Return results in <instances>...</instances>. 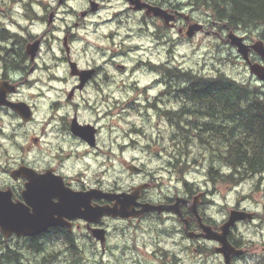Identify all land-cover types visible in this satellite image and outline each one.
Returning <instances> with one entry per match:
<instances>
[{
  "label": "flooded vegetation",
  "instance_id": "1",
  "mask_svg": "<svg viewBox=\"0 0 264 264\" xmlns=\"http://www.w3.org/2000/svg\"><path fill=\"white\" fill-rule=\"evenodd\" d=\"M139 6L142 8H136ZM191 10L187 0H0V212L9 213L0 217L8 220L11 229L7 236L0 231V246L9 252L20 250L21 264H58L60 260L82 264L86 259L80 241L93 254L99 246L104 255L112 228L122 230L121 255L141 253L137 260L132 259L134 263L185 264L176 245L167 248L161 234L167 240L176 239L184 253L193 242L216 246L199 236L201 224L214 230L218 227L203 213L211 193L188 183L183 175L180 188L173 193L152 197L150 193L157 188L154 175L118 154H124L127 146L138 145L135 138L142 131L110 125V119L120 121L135 113L138 98L145 97V106L169 128L168 147L184 145L178 134L190 131L193 119L180 109L184 98L177 92L184 85L174 71L198 73L173 61L172 47L175 41L189 42L184 32L195 22L203 27L199 33L227 41L224 25L222 29L214 21L208 25L203 11ZM194 13L202 16L197 18ZM102 24L109 28L99 31ZM83 33L89 38L84 39ZM236 33L247 44L254 42L250 34ZM94 37H101L104 46L95 45ZM160 54H166L165 61L153 60ZM249 56L252 62L261 63L253 52ZM139 72L152 76L151 82L143 87L135 82L133 77ZM127 97H131L130 104H125ZM203 123L208 120L197 122L200 128ZM204 139L209 147L212 140ZM157 140L149 137L146 143L150 145L145 148L157 145ZM112 147L118 152H112ZM171 156L169 168L179 169L182 163L176 169ZM111 161L115 162L112 166ZM127 174L146 178L126 186ZM251 177L263 182L264 172ZM135 190V203L174 207L178 213H142L140 206L122 208L121 195ZM101 208L120 210L127 218L100 215L97 210ZM250 214L247 222H258L259 227L264 224L260 215ZM148 221L160 235L142 244L151 251H142L137 232ZM24 228L25 234H17V229ZM126 229H133L134 234L126 236ZM235 229L228 236L232 245ZM94 230L105 231L104 245L94 237ZM194 248L203 264L204 248ZM262 250L258 255L247 249L242 256L248 255L251 264H264V245ZM93 254L88 262L103 264L102 257L95 253L98 260L92 259ZM240 260L234 258L231 264Z\"/></svg>",
  "mask_w": 264,
  "mask_h": 264
},
{
  "label": "rangeland",
  "instance_id": "2",
  "mask_svg": "<svg viewBox=\"0 0 264 264\" xmlns=\"http://www.w3.org/2000/svg\"><path fill=\"white\" fill-rule=\"evenodd\" d=\"M193 10L194 9L192 8L191 12ZM201 13L204 14L205 12ZM194 14L197 18L202 16L198 15L197 13ZM205 16L206 18L209 17L207 13H205ZM209 23L210 22L208 21V25ZM98 28L99 31L101 29H108L109 25L102 24ZM82 35L84 39L89 38L87 34V37L84 33ZM250 37L253 41L257 39L255 33H253V35L250 34ZM94 38L95 45L104 46L101 37ZM172 50L174 51L173 61H175L182 68H190L201 76L207 77H214L217 74L222 73L227 77L236 80L237 82L249 83L264 91V86L259 85L255 81L256 79L249 74L248 68L238 57L236 50L231 47L229 42H226L225 39L221 40L215 35H205L204 33H199L189 43L175 42V46L172 47ZM165 56L166 54H160L159 57L154 56L153 60L165 61ZM152 78L153 77L150 75H145L144 72H139L133 77V80L135 82H139V85L143 87L149 84ZM132 95L137 94L132 92ZM127 98V101L125 99V104H130L129 98L131 97ZM144 100L145 97L138 98L136 102L138 103L136 104L138 106L134 107L135 113L126 116L120 121H118L120 118L110 119V125L117 127L120 130H128L132 126L135 129L142 131V134L135 138L137 141H139L138 145L127 146L124 154H121L116 148L113 147L112 152H118L120 158H124L127 161L135 160V163L138 166H144L146 173H151L154 175L157 188L153 190V193H150L152 197L158 198L163 193H173L174 190L179 186V183H182L181 180L183 179L182 176L184 175V178L188 183L198 187L201 191L205 192L208 190L211 193L206 197V201L208 202L203 209V213L205 216L215 221L218 226L227 219V213L229 210L237 207L240 210L247 211L248 213L254 212L264 218V180L263 182L257 183L255 181L259 180V178H255L254 180L252 177H250L231 186L223 183L221 180L214 183L208 181L204 165L206 163L205 159H207L208 153L207 151H202L199 146H194L192 149L189 148L190 161L184 166L187 168H181L179 171L172 167L169 168V165H171L169 159H172V154L174 155V149H170L168 147L169 142L168 138L166 137L168 136L169 128L165 127L166 125L164 126V123L155 115L156 113L154 110L145 106L146 102H144ZM210 126L213 127V125ZM164 129H166V134L163 133ZM145 133L148 136L146 139ZM149 137H152L154 140H157L158 138V144L152 145L151 148L147 149L145 146L150 145L146 143V141L149 142ZM174 138V141L176 140V142H178V136L175 135ZM126 143H128V141H126ZM111 157L113 156L111 155ZM112 163L115 162L111 161V166ZM111 170V175L113 178L115 170H113V168H111ZM147 177L149 176L147 175ZM145 178V176L142 177L127 174L125 176V184L126 186H130L133 182L137 183L139 180H144ZM258 225V222H238L235 226L236 229L233 231V237L234 239H241L243 241V249L245 251L248 249L250 250L249 253H256L259 255L263 253L262 248L264 245V224L261 225L263 227H259ZM154 226L155 225L150 221L147 223L145 222L142 226H140L142 229L138 230L137 232L139 242L138 247L142 251H151L152 249L150 247H144L142 244L147 243L153 240L154 237L157 238L160 235L159 231L157 236L155 230L153 229ZM169 226H171V224ZM175 227L179 229L177 225H175ZM150 228H152V230H149ZM150 231H152L153 234ZM121 232L122 230L114 231L113 228L110 230V244L109 247L106 248L104 255H102L99 246L94 247L95 249L93 250H96L95 253L102 257L103 264H141L134 263L132 261L133 258L135 260L138 259L137 257L140 256V252H128L125 254V256L121 255L119 249L123 242V235H121ZM124 232L126 236L134 234L133 229H126ZM161 235L162 241L167 244L165 245L167 248H172V243L176 245L178 248L177 253L184 256L185 264H202L198 253L193 252L195 249L194 247L197 248L198 246L204 248L205 259L203 260V264H222V260H220L213 251L215 246L213 243L193 242L186 248V252L184 253L181 251V249H179L182 247V245L177 244V242H175L177 241L176 239L175 241L167 240L163 237V234ZM83 242L84 241H80L79 247L81 249V255L83 259L86 260H82L81 262L82 264H91L93 261L91 260V262H88V259L93 253L90 251L88 246H85L86 244ZM185 245L188 244L186 243ZM176 247L174 246L175 249ZM95 253L93 254L94 257H92V259L96 258L98 260ZM247 256L235 264H251L250 258ZM60 261L61 262H58V264H72L69 262L66 263L64 260ZM168 262H170V260H168ZM151 263L152 262H148V264Z\"/></svg>",
  "mask_w": 264,
  "mask_h": 264
},
{
  "label": "trees",
  "instance_id": "3",
  "mask_svg": "<svg viewBox=\"0 0 264 264\" xmlns=\"http://www.w3.org/2000/svg\"><path fill=\"white\" fill-rule=\"evenodd\" d=\"M188 2L194 10L207 13L210 21L216 22L219 28L224 25L226 32L255 33L264 41V0ZM180 72L174 71L175 77L184 85L177 92L184 98L180 109L193 120L190 131L178 134L179 141L184 145L174 149L176 168L182 163L177 170L187 168L184 166L190 161L189 148L199 146L208 153L204 165L208 181L211 179L212 183L221 180L231 186L250 178L252 174L264 172V91L222 73L207 77ZM174 116L177 117L178 113ZM205 118L208 123H203L200 128L197 122ZM206 136L212 140L207 143L209 147L205 145ZM232 241L236 248L243 244L241 239L235 240L234 237ZM18 252H9L0 246V264H21Z\"/></svg>",
  "mask_w": 264,
  "mask_h": 264
},
{
  "label": "water",
  "instance_id": "4",
  "mask_svg": "<svg viewBox=\"0 0 264 264\" xmlns=\"http://www.w3.org/2000/svg\"><path fill=\"white\" fill-rule=\"evenodd\" d=\"M136 8L141 9L142 7L139 6ZM156 14L160 15V12ZM202 28L203 27L199 24H193L189 26L187 31L185 32L186 38H192L194 34L198 31H201ZM227 40L229 41L230 45L236 49L237 53L242 57V59L246 62V64L248 65L250 74L255 76L257 80H259L260 82L264 84V41L257 40L253 44L249 45L244 42L243 37L236 35L233 31H230L228 33ZM251 51L261 58L263 64H259L257 62L252 63L250 61L249 54ZM130 169L133 171L134 167H130ZM137 190L133 191L131 194L121 195V197H123V201L121 204L122 208H127L130 206H140L142 209L141 211L142 213L152 212V211H157L160 213L163 210L172 211V212H175L176 214L178 213V211L174 207H167L164 205L155 206L151 204L135 203V199L138 198ZM116 198L117 200H119L118 197ZM97 211H98V214L100 215L102 214H112L113 215L114 214V216L120 215L122 218H127L126 214H121L120 210H116V209L101 208ZM192 211L195 214V216L198 218V213H197L195 206H193ZM1 215L6 217V215L7 216L9 215V213L6 210V213L0 212V216ZM250 219H251V214L248 213L247 211L231 209L228 213V217L226 221H224L220 226H218L217 230H214L212 226L201 224L200 227H201L202 232L199 236H201L207 241L215 242L216 246L214 247V252L222 257L223 264H231L232 260L235 257H239L244 253V250L241 248H236L230 243L228 239L229 233L236 226L237 222L249 221ZM7 223H9L7 219L0 217V231L4 236H7L9 234L8 231L11 230L8 227ZM18 231L25 234V228L22 230L17 229L16 231L17 234H19ZM104 233L105 231L103 230L93 231L94 237L100 241V244L104 243V240H105ZM188 236L191 238L192 234L190 233L188 234Z\"/></svg>",
  "mask_w": 264,
  "mask_h": 264
},
{
  "label": "bare ground",
  "instance_id": "5",
  "mask_svg": "<svg viewBox=\"0 0 264 264\" xmlns=\"http://www.w3.org/2000/svg\"><path fill=\"white\" fill-rule=\"evenodd\" d=\"M210 226V225H209Z\"/></svg>",
  "mask_w": 264,
  "mask_h": 264
}]
</instances>
